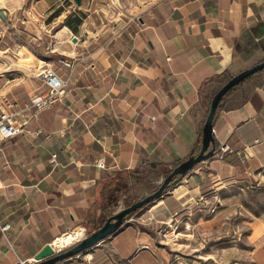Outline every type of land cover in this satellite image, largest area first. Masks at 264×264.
Masks as SVG:
<instances>
[{"label":"crops","instance_id":"obj_1","mask_svg":"<svg viewBox=\"0 0 264 264\" xmlns=\"http://www.w3.org/2000/svg\"><path fill=\"white\" fill-rule=\"evenodd\" d=\"M236 42L264 56V0H0V107H26L44 88L36 76L44 65L68 79L63 102L0 150V225L9 224L0 230V264H29L56 237L86 229L115 172L145 163L133 182L141 197L159 186L165 165L196 153L202 98L221 85L213 79L251 59L234 51ZM213 132L229 148L222 157L215 150L112 234L58 264H173L159 230L212 212L221 191L263 183L264 69L225 98Z\"/></svg>","mask_w":264,"mask_h":264},{"label":"rangeland","instance_id":"obj_2","mask_svg":"<svg viewBox=\"0 0 264 264\" xmlns=\"http://www.w3.org/2000/svg\"><path fill=\"white\" fill-rule=\"evenodd\" d=\"M154 175L148 178L150 187ZM116 191L112 213L125 206ZM132 193L140 198L134 189ZM219 193L212 212H196L170 224L167 246L173 264H264V182Z\"/></svg>","mask_w":264,"mask_h":264},{"label":"water","instance_id":"obj_3","mask_svg":"<svg viewBox=\"0 0 264 264\" xmlns=\"http://www.w3.org/2000/svg\"><path fill=\"white\" fill-rule=\"evenodd\" d=\"M79 3L80 0H74ZM75 37L73 38V40ZM264 69V59L249 67L242 69L229 77L212 95L208 110L201 128V146L200 149L189 155L185 160L174 166L171 171L163 178L159 186L150 193L136 199L128 206L121 207L117 211L106 217L104 223L81 237L78 241L65 246L61 249H54L52 244L43 246L33 257L30 264H55L73 257L91 248L100 240L116 231L125 221L128 215L143 207L145 204L159 197L173 182L184 176L197 162L206 159L214 152V132L213 119L217 104L223 95L231 87L237 85L241 80Z\"/></svg>","mask_w":264,"mask_h":264},{"label":"built area","instance_id":"obj_4","mask_svg":"<svg viewBox=\"0 0 264 264\" xmlns=\"http://www.w3.org/2000/svg\"><path fill=\"white\" fill-rule=\"evenodd\" d=\"M59 62L63 66L68 68L72 66L71 62L65 59H60ZM36 76L41 80L44 88L35 91L29 95L28 105L26 107L20 110L19 109L7 110L5 108L0 107V150L5 141H7L8 139H10L11 137H13L18 133H22L25 130V127L28 124L29 120L36 117L38 112L50 108L57 103L63 102V99L66 95V86L68 80L66 77H62L51 65L42 66L37 71ZM25 109L27 110L29 109V111L23 112V110ZM40 133H41L40 129H36L34 131L35 135H39ZM228 149L229 148L226 144L222 142L219 143L217 147V152L219 154V157H222L223 153L228 151ZM54 157L55 154H52V160ZM95 163L97 166L102 167L103 166L102 158H98ZM8 227H9L8 223L1 224L0 230L4 232L8 229ZM170 227H171L170 224H166V227L164 229L158 231V234H160L161 238H163L164 240H166L168 237L167 233L171 231ZM82 228L83 230L81 236L78 239H76L74 242L78 241L81 237L85 235V228L84 227ZM171 237L172 236H170V238ZM54 249L56 248L54 247ZM32 261L33 259L31 260V262ZM19 262L20 264H27L25 260H20ZM87 262L88 264H93L91 258L87 259Z\"/></svg>","mask_w":264,"mask_h":264},{"label":"trees","instance_id":"obj_5","mask_svg":"<svg viewBox=\"0 0 264 264\" xmlns=\"http://www.w3.org/2000/svg\"><path fill=\"white\" fill-rule=\"evenodd\" d=\"M234 49H235L234 51L241 57H247V56H249L250 53L254 52V50H245L244 48H242L239 45L238 42L235 43ZM254 54L255 53L250 54L251 55L250 61L242 69L249 67L255 63H258L264 59V56H257ZM242 69H240L236 72H232V73L226 72V73H223V75L220 78H214V79L212 78V79L219 82L220 84H223L229 77H231L232 75L241 71ZM250 76L251 75H249L246 78H249ZM246 78L241 80L237 85L241 84ZM237 85L228 89V91L223 95V97L221 98V100L217 104L215 114L217 113L219 108L222 106V103L225 100V98L232 93V91L235 89V87ZM210 99H211V97L202 98V101H203L204 107H205V113H207ZM215 114H214V116H215ZM199 131L201 133V127L199 128ZM217 147H218L217 144L214 142V151L217 150ZM180 162L181 161L172 164V167H168L165 165L164 170H163L164 177L171 171V169L174 166H176ZM151 165H155V164L151 163ZM146 169H147V167H146L145 163H142V164H140L139 167L134 168L133 170H130L129 172H123V171L115 172V174H113V176L106 183H104L102 185V188L100 191L101 192V198H100L101 214L97 218H92V219H88L85 221L84 225L86 227L87 233H89L92 230L96 229L97 227L101 226L104 223L106 217L112 213L113 203L116 201V199L118 197L116 194H112V191L114 192L115 190H117L116 192H118L120 190L119 192H121L122 201H123L125 206L130 205L132 202H134L137 199V197L132 193L133 192V185L135 182L141 181V171L146 170ZM157 171L153 170L150 172L156 173ZM127 182H128V184H127ZM151 191H153V190H151ZM129 216L130 215H128L127 218ZM58 263H60V262H56L55 264H58Z\"/></svg>","mask_w":264,"mask_h":264},{"label":"bare ground","instance_id":"obj_6","mask_svg":"<svg viewBox=\"0 0 264 264\" xmlns=\"http://www.w3.org/2000/svg\"><path fill=\"white\" fill-rule=\"evenodd\" d=\"M82 227L75 228L73 231H68L65 234H62L54 239L52 242L53 246L56 249H61L65 246H68L72 242H74L76 239H78L82 234Z\"/></svg>","mask_w":264,"mask_h":264}]
</instances>
